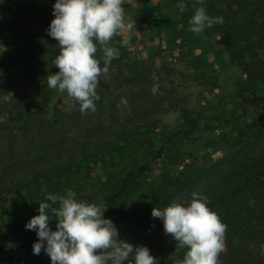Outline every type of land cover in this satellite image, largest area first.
Listing matches in <instances>:
<instances>
[{"label":"trees","instance_id":"1","mask_svg":"<svg viewBox=\"0 0 264 264\" xmlns=\"http://www.w3.org/2000/svg\"><path fill=\"white\" fill-rule=\"evenodd\" d=\"M55 2L0 0V135L10 139L14 128L23 139L16 150L9 143L0 161V264H18L22 252L37 242L35 230H26L25 225L39 215L38 205L49 202L47 195L64 196L69 189L78 202L106 208L103 218L118 230L142 226L153 232L154 247L148 250L158 264H177L186 249L176 247L171 235L164 233L163 222L151 216L152 209L164 210L173 202L188 206L193 193L206 196L207 207L227 225L220 264H264V121L244 135L241 147L240 141L230 138L225 141L228 151L212 159L179 148L199 131V118L184 107H173L176 119L168 129L156 133L144 119L124 144L92 153L86 148L91 137H66L61 120L40 118L47 116L50 101L59 93L47 86V76L58 71L53 61L59 46L47 34ZM163 2L174 9V17L160 14L152 25L186 61L195 82L214 86L205 77V57L195 50L209 46L207 39L217 36L225 55L245 60L239 87L251 98L248 106L264 111V0H204L203 5L183 0V13L176 7L181 0ZM198 7H204L209 17H223V24L200 34L189 31ZM119 41L117 34L109 46L117 48L118 59L123 60L125 48ZM98 48L102 51L99 44ZM10 112L16 117L12 127L4 122ZM219 140H225L224 135ZM82 159L101 162L98 174L93 175L87 163L80 166ZM53 207L59 208V202ZM49 227L56 230L55 217ZM123 237L118 232V239ZM44 259L51 264L48 256Z\"/></svg>","mask_w":264,"mask_h":264},{"label":"rangeland","instance_id":"2","mask_svg":"<svg viewBox=\"0 0 264 264\" xmlns=\"http://www.w3.org/2000/svg\"><path fill=\"white\" fill-rule=\"evenodd\" d=\"M123 7L125 21L135 22V27L130 33H118L120 44L124 35L129 36L130 44L123 46L125 59L120 60L117 56L111 61L108 78L100 77L96 89L99 100L94 101L96 111L81 114L79 103L68 97L66 92L59 91L50 101L47 116L40 118L61 120L66 137H91L88 142L85 140L86 148L95 153L119 143L124 144L130 132L140 129L135 125L144 119L147 120L145 123L156 127V133L161 128L168 129L176 119L173 107H184L198 115L200 129L189 140L180 143L181 150L218 159L228 151L225 142L228 139L236 138L237 142L240 141L238 147H241L244 135L264 121V111L248 106L251 98L239 87L246 69L245 60L239 56L225 55L218 37L210 36L207 39L209 46L205 44L195 53L200 52L205 57V77L210 78L214 86H200L195 82L186 61L173 47L171 49L165 44L164 34L152 25L160 14L173 18L174 9L163 0H125ZM102 56L98 48L96 58L100 60L101 67L104 66ZM122 98L127 100V107L120 104ZM15 118V114L10 112L4 122L12 127ZM14 130L10 129L13 134L10 139L5 134L0 135V161L9 143L11 149L16 150L23 141ZM221 135L225 140H219ZM77 140L85 142L83 139ZM86 163L92 168L93 175L98 174L101 162L82 159L80 166ZM158 169H161L160 163ZM116 229L124 236L123 241L131 245L143 244L147 249L154 247L150 238L153 232L146 231L142 226H131L127 231ZM32 249L33 245L24 250L17 263L45 262L47 255L44 249L38 255L33 254ZM44 264L50 263L46 261Z\"/></svg>","mask_w":264,"mask_h":264},{"label":"clouds","instance_id":"3","mask_svg":"<svg viewBox=\"0 0 264 264\" xmlns=\"http://www.w3.org/2000/svg\"><path fill=\"white\" fill-rule=\"evenodd\" d=\"M124 3L125 0H56L53 5L54 19L47 34L59 46L53 61L58 71L47 76V86L66 92L79 103L81 114L96 111L100 77L108 78L109 65L119 54L117 48L109 46L111 41L118 33H130L135 27V22L125 21ZM197 3L203 5L204 0ZM176 7L181 13L186 10L183 0ZM223 22V17H209L204 7H198L189 20V31L200 34ZM97 44L102 49L103 67L96 58ZM121 44L128 46L129 36L124 35ZM120 104L127 107V100L122 98ZM75 195L71 189L64 196L49 194L46 199L50 203L38 205L39 215L25 225L26 230H35L38 238L33 254H40L43 248L51 264H158L146 247L134 249L118 239L113 222L103 218L106 208L78 202ZM207 200L193 193L188 206L173 202L164 210L151 211L153 218L162 220L164 233L171 235L176 247L186 249L177 264H220V256L226 251L227 225L207 207ZM57 202L59 208L53 207ZM53 217L55 231L49 227Z\"/></svg>","mask_w":264,"mask_h":264}]
</instances>
